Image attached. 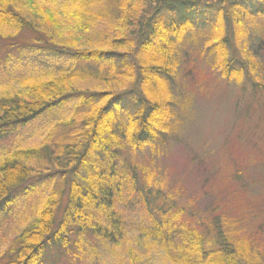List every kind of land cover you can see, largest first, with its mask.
Here are the masks:
<instances>
[{
	"label": "trees",
	"instance_id": "1",
	"mask_svg": "<svg viewBox=\"0 0 264 264\" xmlns=\"http://www.w3.org/2000/svg\"><path fill=\"white\" fill-rule=\"evenodd\" d=\"M249 19H264V0H0V54L37 49L74 61L0 99V138L74 103L60 142L53 128L36 151L17 149L0 161V208L38 175L29 155L52 161L60 175L0 264H43L56 252L74 260L73 244L83 248L72 235L89 230L115 244L126 226L164 246L174 264H264V248L255 239H234L231 219L222 220L214 208L196 216L192 200L179 204L159 161L184 122L170 96L189 43L202 40L198 53L222 81L260 84L252 77L254 61L243 55L248 45L241 51L232 44L242 39L236 27L247 36ZM22 30L32 39L19 37ZM254 32L255 39L263 34ZM94 209L102 211L103 224L87 211Z\"/></svg>",
	"mask_w": 264,
	"mask_h": 264
},
{
	"label": "rangeland",
	"instance_id": "2",
	"mask_svg": "<svg viewBox=\"0 0 264 264\" xmlns=\"http://www.w3.org/2000/svg\"><path fill=\"white\" fill-rule=\"evenodd\" d=\"M244 26L247 36L243 26L236 27L242 39L232 44L241 51L248 45L250 53L243 55L254 61L257 69L252 77L260 84L252 85L240 78L222 81L210 69L207 62H212L206 60L204 52L198 53L197 45L202 40L189 43L188 57L182 60L174 77L170 96L175 102V114L178 118L182 116L184 122L177 126L176 138L167 140V150L159 161L167 182L179 191L176 196L179 204L194 201L196 216L201 217L214 208L222 220L233 221L234 239L236 236L241 241L255 239L261 250L264 248V19H249ZM253 30L263 34L255 39ZM32 36L29 30L19 32V37L31 40ZM257 41L262 43L260 50ZM72 64L74 61L68 56L47 58L37 49L0 54V99L14 96L32 81L46 79ZM73 105V101L66 102L6 133L0 138V161L17 149L36 151L53 128L54 140L60 142L65 133L61 123ZM145 153L149 155L148 149ZM42 158L29 155L27 162L39 176L14 189L13 202L0 208V255L30 223L35 210L59 182L60 175L52 161ZM31 184L34 188H30ZM60 187L61 183L55 189ZM63 189L65 194V185ZM123 207V203L115 204L119 211ZM87 211L101 218L103 224L100 209ZM141 235L139 230L126 226L115 244H111L94 232L82 231L72 235L82 241L83 248L80 250L73 244L74 260L71 255L56 252L43 264H174L164 246Z\"/></svg>",
	"mask_w": 264,
	"mask_h": 264
}]
</instances>
